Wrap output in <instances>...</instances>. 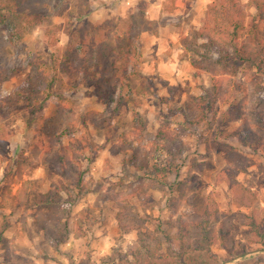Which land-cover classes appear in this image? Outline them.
Segmentation results:
<instances>
[{"label": "rangeland", "instance_id": "1", "mask_svg": "<svg viewBox=\"0 0 264 264\" xmlns=\"http://www.w3.org/2000/svg\"><path fill=\"white\" fill-rule=\"evenodd\" d=\"M213 1L0 0V79L5 80L0 81V123L10 132L0 149V264H112L109 258L115 264H136L132 251H142L136 228L163 241L160 231L170 233L177 218L192 211V197L197 207L211 200L218 208L213 230L216 235L226 232V246L218 238L208 249L190 250L188 264H264V246L251 225L254 218L264 226V126H254L262 136L259 145L233 141L236 157L223 141L240 128L264 90L253 97L249 83L247 94L237 99L241 105L230 108L238 120L217 127L204 121L182 132L178 150L183 166L168 182L192 178L195 185L180 192L155 185L147 175L152 167L144 149L161 122L181 121L177 110L185 105L198 117L194 98L203 96L212 82L209 73L195 74L181 38L200 30ZM35 14L48 17L33 19ZM14 23L23 29L22 37L13 30ZM86 30L111 47L106 60L93 65L95 76L86 83L80 82L81 75L70 78L57 68V93L46 109L56 114L62 139H71L63 133L67 130L76 149H82L79 159L88 191L70 205L63 201L69 198L67 189L57 185L60 175L51 160L55 147L39 144L32 130L40 116H31L16 101L34 77L31 62L51 55L60 61L74 58L80 33ZM247 68L235 78L244 79ZM227 76L222 77L226 82ZM85 117H92L87 130L81 124ZM87 135L90 139L84 140ZM123 142L138 161L121 148ZM241 160L247 169L238 173L235 187L229 186L219 175ZM49 197L56 202H47ZM74 197L75 192L70 199ZM226 247L246 252L236 257ZM156 259L174 261L166 243L158 246Z\"/></svg>", "mask_w": 264, "mask_h": 264}, {"label": "trees", "instance_id": "2", "mask_svg": "<svg viewBox=\"0 0 264 264\" xmlns=\"http://www.w3.org/2000/svg\"><path fill=\"white\" fill-rule=\"evenodd\" d=\"M5 9H9L11 15L14 14V9L8 5ZM2 17L5 19L6 15H1ZM45 17H48V15H45ZM45 17L43 14L33 15V19H46ZM263 25L264 0H214L205 11L200 30H192L181 38V47L185 52V58L195 68V74L209 73L212 75V82L210 86L204 89L205 94L203 96L194 98L193 106L198 117H192L190 106L180 107L177 114L182 117L181 121L175 123L174 120L169 118L162 121L154 139L150 142L148 148L144 149V152H147V163L152 167L147 175L155 185H168L172 187L171 189L177 187L180 192H183L189 186L195 185L192 178L176 179L173 183L168 182V177L172 173L178 175L183 166L180 162L181 155L178 150L182 132L186 129L195 130L196 126L198 127L204 121L209 124L214 122V127H217L219 124L238 120L239 116L234 115L230 108L233 105H241L242 99L238 101L237 99L239 96L247 94L249 83L253 86V97L264 90L262 85L264 83ZM12 28L17 31L19 37L23 36V29L16 23L12 25ZM80 37L82 41L74 47L79 53L74 58L68 56L67 61H60L54 55H51L47 59L37 58L31 62L30 66L34 77L30 78L28 83L22 87L20 99L16 101V103L24 104L30 111L31 116H40L39 125L33 126L32 130L35 132L36 141L39 144L44 147L45 145L55 147L54 156L52 155L51 160L53 159L55 169L60 175L57 185L60 188L65 187L67 189L70 195L69 198L63 201H67L70 205L75 203L76 198L83 196L88 191L84 177L85 172L81 168L79 159L82 149H76L77 146L73 141L75 137L71 136V133L67 130L63 133L71 139L68 142L62 139L57 128L59 124L56 114L47 112L46 109L50 98L57 93L55 90L59 80L57 68L61 67L70 78L74 75H81L80 82L86 83L95 76L93 65L106 60L108 56L107 49L111 48L107 46V42L99 40L89 30H86V33L81 32ZM244 66H248V70L242 72L244 79L241 78V75L239 78H235ZM8 74L11 73L8 72ZM222 75H228V82L222 78ZM105 79L99 77L102 82ZM0 81L5 80L0 79ZM103 90L104 88H100L101 92ZM226 104L229 108L222 110V105ZM255 107L253 111H249L247 115L242 117L240 128L226 134L223 138L232 155L238 154L233 147V141L235 140L242 141L243 144L250 146L262 143V136L254 131V126L258 130H261V127L264 126V98L259 97ZM90 119L92 117H85L81 121L85 130L88 129ZM174 123L177 124L175 127L172 125ZM217 132L219 134L223 131L218 129ZM9 134L6 125L0 123V149H3L6 142L9 141ZM88 139H90L88 135L85 136L84 140ZM77 140L80 141V139ZM125 144L124 142L121 143V148L129 151L128 153H130L133 162L138 161V158L133 156L134 153L130 152L131 148ZM83 151L85 152L84 149ZM246 169L244 160H241L237 166L223 170L219 177L227 182L229 186L235 187L238 184L236 180L238 173L246 171ZM73 192H75V197L70 199ZM46 201H49V203L56 202L52 197L47 198ZM188 202L193 206L192 211L186 213V215L181 214L172 224L170 233L160 231L165 235L163 241L154 232L147 229L143 230L141 226L136 228L139 235V249L142 250L132 251L133 256L136 258V264H188L185 255L190 250L208 249L211 244L219 239L221 244L226 246V244L224 245L226 243V232L220 231L219 235H216L213 230L218 214V208L215 204L209 200L204 207H197V201L194 197L189 198ZM251 225L259 236L257 242L264 246V226H261L254 218L251 220ZM2 231L1 229L0 246L4 244ZM163 242L166 243L168 251L171 252L174 260L172 263L161 262L162 256H159L160 260L156 259L158 246H161ZM227 250L236 257L246 252V249H241L238 253L234 251V248H227ZM146 258H149V263H146ZM108 260L112 264L116 263L114 258Z\"/></svg>", "mask_w": 264, "mask_h": 264}, {"label": "built area", "instance_id": "3", "mask_svg": "<svg viewBox=\"0 0 264 264\" xmlns=\"http://www.w3.org/2000/svg\"><path fill=\"white\" fill-rule=\"evenodd\" d=\"M128 3H130V2L128 1Z\"/></svg>", "mask_w": 264, "mask_h": 264}]
</instances>
